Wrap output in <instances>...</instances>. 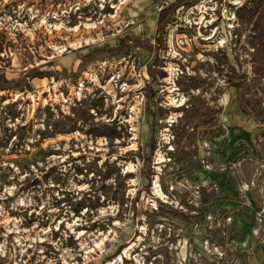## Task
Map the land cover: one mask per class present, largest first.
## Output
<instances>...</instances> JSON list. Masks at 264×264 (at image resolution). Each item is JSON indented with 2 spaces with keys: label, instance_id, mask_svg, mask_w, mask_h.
Here are the masks:
<instances>
[{
  "label": "rangeland",
  "instance_id": "rangeland-1",
  "mask_svg": "<svg viewBox=\"0 0 264 264\" xmlns=\"http://www.w3.org/2000/svg\"><path fill=\"white\" fill-rule=\"evenodd\" d=\"M248 2L0 0V264H248L264 167L206 175L225 89L264 96Z\"/></svg>",
  "mask_w": 264,
  "mask_h": 264
},
{
  "label": "crops",
  "instance_id": "crops-1",
  "mask_svg": "<svg viewBox=\"0 0 264 264\" xmlns=\"http://www.w3.org/2000/svg\"><path fill=\"white\" fill-rule=\"evenodd\" d=\"M221 102L225 105L220 121L221 129L219 135L210 140L212 157L208 163L218 169L222 167V170L207 171L206 175L209 180L224 186L229 183L230 175H246L252 173L257 165L264 167V119L257 121L255 117L242 112L233 88L225 89ZM261 105L264 107V96ZM259 138L263 143L258 142ZM248 211L253 222L251 226L246 224L242 226L239 217L233 216V228L243 234L238 247L249 254L248 264H264V242L253 243L252 231L255 224L253 208L250 207Z\"/></svg>",
  "mask_w": 264,
  "mask_h": 264
},
{
  "label": "trees",
  "instance_id": "trees-1",
  "mask_svg": "<svg viewBox=\"0 0 264 264\" xmlns=\"http://www.w3.org/2000/svg\"><path fill=\"white\" fill-rule=\"evenodd\" d=\"M243 4L235 11L236 18L245 24L251 25L252 30L257 33L259 38L264 37V0H255L253 5L248 2ZM238 90V89H236ZM239 107L246 115L252 114L257 121L264 119V107L261 102L247 96H239Z\"/></svg>",
  "mask_w": 264,
  "mask_h": 264
},
{
  "label": "bare ground",
  "instance_id": "bare-ground-1",
  "mask_svg": "<svg viewBox=\"0 0 264 264\" xmlns=\"http://www.w3.org/2000/svg\"><path fill=\"white\" fill-rule=\"evenodd\" d=\"M170 71H171V72L173 71L172 68H170ZM171 74H172V73H171ZM168 81H169V80H168ZM171 90H172V89H171ZM171 102H173L172 99H171ZM180 105H181V104H180ZM178 106H179V105H178ZM178 106H177V107H178ZM158 160H160V162H158V164H159V163H162V159H161V157H159ZM154 188H155V193H156L157 195L162 196V194L160 193V191H159V189H158L159 187H158V185H157V182L154 183ZM133 247H134V246H131V247L129 248V250L132 249Z\"/></svg>",
  "mask_w": 264,
  "mask_h": 264
},
{
  "label": "built area",
  "instance_id": "built-area-1",
  "mask_svg": "<svg viewBox=\"0 0 264 264\" xmlns=\"http://www.w3.org/2000/svg\"><path fill=\"white\" fill-rule=\"evenodd\" d=\"M258 142L259 143H263V140L261 138H259Z\"/></svg>",
  "mask_w": 264,
  "mask_h": 264
}]
</instances>
